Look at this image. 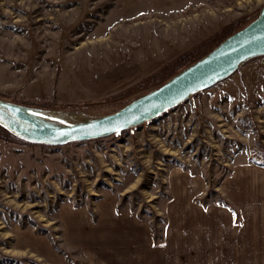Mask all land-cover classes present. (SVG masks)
<instances>
[{"label": "rangeland", "instance_id": "374dc122", "mask_svg": "<svg viewBox=\"0 0 264 264\" xmlns=\"http://www.w3.org/2000/svg\"><path fill=\"white\" fill-rule=\"evenodd\" d=\"M263 7L264 0H0V100L84 121L110 115L184 70L138 87L181 54L232 24L243 29ZM40 101L48 107L31 105ZM239 155L264 166V56L105 138L58 147L0 138V264H86L62 215L82 221L87 209L96 220L105 201L148 223L161 246L176 170L195 185L192 203L209 222L224 210L238 223L229 185ZM210 239L208 258L193 264H218Z\"/></svg>", "mask_w": 264, "mask_h": 264}, {"label": "crops", "instance_id": "0c3cea01", "mask_svg": "<svg viewBox=\"0 0 264 264\" xmlns=\"http://www.w3.org/2000/svg\"><path fill=\"white\" fill-rule=\"evenodd\" d=\"M237 164L229 192L240 215L238 223L224 210L209 222L207 212L192 203L195 185L190 187L188 175L176 170L171 180L178 189L161 246L155 244L148 223L120 213L115 201L97 204L96 220L87 209L81 210L82 221L67 212L62 215L68 242L83 250L86 264H193L208 258L210 238H216L218 264H264V166L248 159ZM177 197L184 199L176 204Z\"/></svg>", "mask_w": 264, "mask_h": 264}, {"label": "water", "instance_id": "95a60500", "mask_svg": "<svg viewBox=\"0 0 264 264\" xmlns=\"http://www.w3.org/2000/svg\"><path fill=\"white\" fill-rule=\"evenodd\" d=\"M263 56L264 7L255 20L206 56L115 113L73 125H54L37 118L27 107L0 100V126L23 141L56 147L105 138L159 118L228 79L246 62Z\"/></svg>", "mask_w": 264, "mask_h": 264}, {"label": "trees", "instance_id": "16d2710c", "mask_svg": "<svg viewBox=\"0 0 264 264\" xmlns=\"http://www.w3.org/2000/svg\"><path fill=\"white\" fill-rule=\"evenodd\" d=\"M236 25H238V24H232V25L226 27L221 32L217 33L216 35H214V36L210 37L209 39H207V40L203 41L202 43H200L193 50L181 54L172 64L165 66L160 72H158V73L152 75L151 77L147 78L146 81H144V83H140L138 87H140V88L141 87H145L146 83H151V82L159 80L171 68H174V70L180 71V70H182V69L194 64L195 62H197L198 60H200L201 58L206 56L210 51H212V50H210V51H206L205 53H203V50L207 46H210L214 41H216L217 39H219L221 37L219 39V42L216 45V46H218L226 38H228L229 36H231L232 34H234L235 32H237L238 30L241 29V27L238 28V26H236ZM168 80H170V79H168ZM168 80H165L164 83H162L160 86L165 84ZM51 104H54V103H51ZM31 105L35 106V107H44V108L48 107V103L46 101H40V102L31 104ZM0 138L3 139V140H8V141L11 140V139H17V140L21 141V139H19V138L15 137L14 135H12L9 131H7L2 126H0Z\"/></svg>", "mask_w": 264, "mask_h": 264}, {"label": "bare ground", "instance_id": "6f19581e", "mask_svg": "<svg viewBox=\"0 0 264 264\" xmlns=\"http://www.w3.org/2000/svg\"><path fill=\"white\" fill-rule=\"evenodd\" d=\"M35 114L37 118L54 125H73L85 120V116L80 113L37 111Z\"/></svg>", "mask_w": 264, "mask_h": 264}]
</instances>
